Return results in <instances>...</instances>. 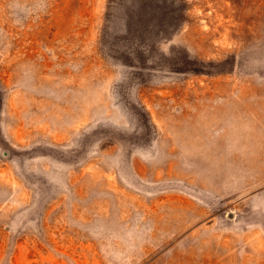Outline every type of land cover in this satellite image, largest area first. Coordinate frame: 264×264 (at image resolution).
<instances>
[{
  "label": "rangeland",
  "instance_id": "374dc122",
  "mask_svg": "<svg viewBox=\"0 0 264 264\" xmlns=\"http://www.w3.org/2000/svg\"><path fill=\"white\" fill-rule=\"evenodd\" d=\"M0 264H264V0H0Z\"/></svg>",
  "mask_w": 264,
  "mask_h": 264
}]
</instances>
